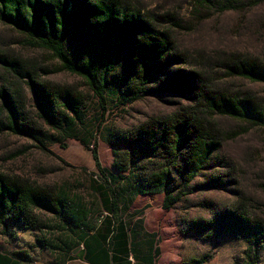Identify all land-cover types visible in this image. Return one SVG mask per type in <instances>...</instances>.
I'll return each instance as SVG.
<instances>
[{
  "label": "trees",
  "instance_id": "16d2710c",
  "mask_svg": "<svg viewBox=\"0 0 264 264\" xmlns=\"http://www.w3.org/2000/svg\"><path fill=\"white\" fill-rule=\"evenodd\" d=\"M235 3V0H195L194 12L197 8H209V5L219 12L235 10ZM0 26L12 34L14 43L22 49L50 55L59 71L82 79L101 107L107 94H120L125 102L140 99L150 92L148 86L156 75L163 73L169 58L178 59L171 55L174 45L167 29L180 27V23L169 13L155 15L130 0H0ZM223 55L211 61L201 57L198 64H193L191 104L164 121L156 122V128L140 129L133 136L130 154L120 152L113 136L109 141L116 149L117 165L137 169L139 192H164L165 208L174 206L188 192L190 182L208 168L213 155L221 148L223 139L215 129V118L264 127V108L246 94L240 96L226 87H216L213 71V68L224 70L228 79L264 83V61L252 56ZM48 70L9 50L0 39V134L42 143L25 113L23 87L27 86L35 93L37 108L52 132L72 137L70 129L81 115L84 98L76 97L71 90L43 82L42 76L48 75ZM180 81L171 75L151 91L181 94ZM60 101L63 111L55 117L53 110ZM65 112L72 115L67 117ZM157 155L173 158L174 173L167 168L148 172L137 164L140 159ZM92 156L99 167L94 149ZM208 177L205 186L221 187L218 177ZM104 181L107 184L106 178ZM108 189L112 193V211L117 212L114 190L110 185ZM35 212L47 214L58 226L62 225L63 247H52L53 251H58L59 258L65 259L71 253L79 233L94 228L86 221L91 213L88 205L70 202L65 192L0 173V235L13 236L14 228L42 230L45 223L37 219ZM245 216L246 213L228 211L220 221H195L188 231L199 236L225 224L227 233L203 238H240L247 244L241 264H257L264 228L259 222L250 223ZM8 254L22 263L32 262L27 251ZM206 262L204 256L185 264Z\"/></svg>",
  "mask_w": 264,
  "mask_h": 264
},
{
  "label": "rangeland",
  "instance_id": "374dc122",
  "mask_svg": "<svg viewBox=\"0 0 264 264\" xmlns=\"http://www.w3.org/2000/svg\"><path fill=\"white\" fill-rule=\"evenodd\" d=\"M130 1L155 15L169 13L180 23V27L167 29L174 45L171 55L178 59L169 58L163 73L156 75L148 86L150 92L140 99L125 102L120 94H107L103 107L82 79L59 71L58 64L50 55L22 49L14 43L12 34L0 26V39L5 47L49 69L48 75L42 76L43 82L71 90L75 96L84 98L81 115L70 129L72 137L66 138L52 132L37 108L35 93L24 86L25 113L42 143L0 134V173L27 179L42 188L65 192L70 202L79 201L93 206L97 197L92 191L103 182L102 173L92 157L93 149L101 167H110L111 136L119 144L122 154H130L133 136L140 129L156 128V122H162L180 108L190 105L194 95L190 72L201 57H208L211 61L223 54H237L264 61V0H235V10L225 12H219L211 5L209 8H197L194 12L195 0ZM213 71L216 73V87H226L228 91L240 93V96L246 94L264 108V83L228 79L224 70L213 68ZM171 75L181 80V94L151 91ZM61 105L62 101L54 107L55 117L63 111ZM65 115L70 117L72 114L65 112ZM214 123L223 139L221 148L213 155L208 168L190 182L188 192L167 211L161 210L155 199L147 204L152 205L151 208H143L148 229L157 231L163 237L162 249L168 250L159 258L160 264H172V261L173 264H184L187 263L185 258L190 256L196 260L206 256L205 264L242 263L247 250L244 240L230 236L204 239L209 234L227 233L225 224L193 236L188 229L195 221H220L226 212L235 211L246 213L250 223L259 222L264 228V127H250L229 118H215ZM59 124L63 126L62 122ZM157 156L140 159L137 164L148 172L167 168L174 173L173 158ZM102 176L106 177V174ZM208 176L218 177L221 187L205 186ZM139 205L143 206V203ZM99 212H91L96 214L97 224L104 217L103 212ZM35 216L45 223L44 228H14V237L0 235V251H27L32 261L38 264H61L64 258H59L58 251H53L52 247H63L62 225L58 226L47 214L35 212ZM177 231L181 236L179 250L172 255L171 243L174 240L177 246L174 238ZM261 240L264 241V236ZM257 254V264H264V242Z\"/></svg>",
  "mask_w": 264,
  "mask_h": 264
},
{
  "label": "crops",
  "instance_id": "0c3cea01",
  "mask_svg": "<svg viewBox=\"0 0 264 264\" xmlns=\"http://www.w3.org/2000/svg\"><path fill=\"white\" fill-rule=\"evenodd\" d=\"M110 152L112 154L111 166L105 169L101 167L96 153L99 163L97 168L102 174L105 173L106 177L100 174L103 182L92 191L97 197V202L93 206L88 205L91 212L101 211L104 217L97 224L96 214H89L86 221L94 227L93 230L79 233L78 238H75V246L71 253L63 259L61 264H160L159 258L168 250L162 249L163 237L157 231L148 229L149 226L145 223L142 211H145L144 207L151 208L152 205L147 204L154 199L155 204L159 205L161 210L167 211L173 206L164 207L165 194L162 191L140 193L137 169L134 166L117 165L116 149L110 146ZM108 185L114 190L117 212L112 211V193ZM140 202L143 206L139 205ZM180 237V232L177 231L174 237L177 240V246L175 247L174 240L171 243L172 255L179 250ZM191 259L193 257H186L184 262ZM0 264L38 263L34 261L22 263L10 258L7 252L0 251Z\"/></svg>",
  "mask_w": 264,
  "mask_h": 264
}]
</instances>
